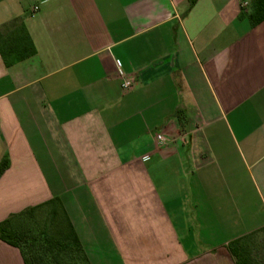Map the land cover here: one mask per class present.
Instances as JSON below:
<instances>
[{
	"label": "crops",
	"instance_id": "0c3cea01",
	"mask_svg": "<svg viewBox=\"0 0 264 264\" xmlns=\"http://www.w3.org/2000/svg\"><path fill=\"white\" fill-rule=\"evenodd\" d=\"M251 1L0 0V221L58 197L88 264H235L264 226Z\"/></svg>",
	"mask_w": 264,
	"mask_h": 264
},
{
	"label": "rangeland",
	"instance_id": "374dc122",
	"mask_svg": "<svg viewBox=\"0 0 264 264\" xmlns=\"http://www.w3.org/2000/svg\"><path fill=\"white\" fill-rule=\"evenodd\" d=\"M64 217L59 205L54 203L14 220V229L28 240L29 238L41 239L39 242H43L45 246L50 242L55 244L52 251L46 253L38 247L34 255L37 258H35L29 243H21L30 264H87L82 253L71 242ZM247 241L256 264H264V227ZM57 244H65L66 247L61 248Z\"/></svg>",
	"mask_w": 264,
	"mask_h": 264
},
{
	"label": "trees",
	"instance_id": "16d2710c",
	"mask_svg": "<svg viewBox=\"0 0 264 264\" xmlns=\"http://www.w3.org/2000/svg\"><path fill=\"white\" fill-rule=\"evenodd\" d=\"M195 1L196 0H188L190 5L194 4ZM249 19H250L252 25L257 24L264 19V0H252L251 1V13L249 14ZM31 52H32V47L28 43V46L25 47L24 50L19 53V55H20V57H25L26 55L30 54ZM7 165H8L7 159L3 158L0 161V175L5 170ZM54 203L59 205L60 209L62 210V212L65 216L64 219H65L68 231H69V237L71 239V242L74 243V245L77 247V250L82 253L83 258L85 259L86 263L88 264V260L86 258L85 253H84V250L80 244V241L77 238V236L74 232V229H73V227H72V225H71V223H70V221H69L58 197H54L50 200H47L45 202H42V203L34 205V206H29V207L21 210L20 212L10 214L6 219L0 221V239L11 244V245H13V246L18 247L21 250L25 264H30V261H29V258H27L24 250L22 249L21 243H26V242L29 243L28 245L31 248V252L33 253V256L37 252L38 247H39V249H43L45 253L48 251H52V249L55 247V244H52L50 242L47 246H45V244H43V242H39L41 239L29 238V240H28L27 238L22 236V234H19L14 229L13 222L15 219H17L19 217H22L25 215H30L34 211H36L42 207L54 204ZM263 227L264 226H262L256 230H253L247 234H244L242 236L234 238L227 243V245H226L227 250L229 251V253L233 257L235 264H256V260H255L254 256L252 255V251H251V248H250L247 240L254 233L260 231L261 228H263ZM57 246H60L61 248L66 247L65 244H57ZM33 248H35L36 250H34ZM34 257L37 258L36 256H34ZM38 259H41V258H38Z\"/></svg>",
	"mask_w": 264,
	"mask_h": 264
},
{
	"label": "built area",
	"instance_id": "2783aa9c",
	"mask_svg": "<svg viewBox=\"0 0 264 264\" xmlns=\"http://www.w3.org/2000/svg\"><path fill=\"white\" fill-rule=\"evenodd\" d=\"M37 8H38L37 6H34L33 7V11H36ZM119 75H120V77L122 79L121 87L123 89H129V88H131L132 85H133V82H134V78L133 77H127L125 75V73L122 72L121 70H119ZM157 139L160 140V141L163 140V138H162V136L160 134H157Z\"/></svg>",
	"mask_w": 264,
	"mask_h": 264
}]
</instances>
